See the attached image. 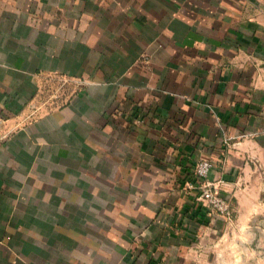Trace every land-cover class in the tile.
<instances>
[{"label":"crops","instance_id":"0c3cea01","mask_svg":"<svg viewBox=\"0 0 264 264\" xmlns=\"http://www.w3.org/2000/svg\"><path fill=\"white\" fill-rule=\"evenodd\" d=\"M200 158L264 204V0H0V264H232Z\"/></svg>","mask_w":264,"mask_h":264},{"label":"rangeland","instance_id":"374dc122","mask_svg":"<svg viewBox=\"0 0 264 264\" xmlns=\"http://www.w3.org/2000/svg\"><path fill=\"white\" fill-rule=\"evenodd\" d=\"M215 185L218 193L229 202L231 211L228 218L217 215L221 217L220 227L224 232L219 248L232 264H264V204H242L247 216L239 219V205L233 202V198L227 197L230 195L225 189L217 183ZM194 194L197 197L196 189Z\"/></svg>","mask_w":264,"mask_h":264},{"label":"built area","instance_id":"2783aa9c","mask_svg":"<svg viewBox=\"0 0 264 264\" xmlns=\"http://www.w3.org/2000/svg\"><path fill=\"white\" fill-rule=\"evenodd\" d=\"M212 162L207 158L198 159L193 168L192 177L186 182L187 186L196 189L197 199L200 200L210 212L230 217L229 202L221 196L213 181L209 180L208 173Z\"/></svg>","mask_w":264,"mask_h":264}]
</instances>
